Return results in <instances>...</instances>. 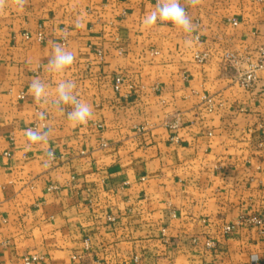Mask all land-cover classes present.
<instances>
[{
	"label": "crops",
	"instance_id": "crops-1",
	"mask_svg": "<svg viewBox=\"0 0 264 264\" xmlns=\"http://www.w3.org/2000/svg\"><path fill=\"white\" fill-rule=\"evenodd\" d=\"M157 2L9 0L0 11V264H264V224L223 233L243 215L264 220V79L245 88L223 59L236 52L245 69L257 58L264 0H180L190 37L145 27ZM57 43L75 56L63 73L48 68ZM202 50L212 58L200 64ZM34 78L48 103L30 94ZM65 80L93 110L86 125L52 104ZM41 111L48 142L29 146Z\"/></svg>",
	"mask_w": 264,
	"mask_h": 264
},
{
	"label": "clouds",
	"instance_id": "clouds-1",
	"mask_svg": "<svg viewBox=\"0 0 264 264\" xmlns=\"http://www.w3.org/2000/svg\"><path fill=\"white\" fill-rule=\"evenodd\" d=\"M9 0H0V11L4 10ZM14 3L20 9H23L27 0H14ZM187 3L195 7L200 3V0H187ZM170 23L177 29L181 30L186 36H191L196 30V25L189 18L185 8L181 5L180 0H158L155 9L144 17L143 23L145 27L151 28L157 23ZM76 27H82V24L77 21ZM191 43L189 39L187 41ZM75 62V56L71 51L61 44L53 45V53L48 62V68L55 73H63L69 69ZM76 85L73 81H61L56 87V97L52 101L54 107L64 111L61 106H71V111L67 112V119L72 123L73 127L86 125L93 115V110L89 104L80 101L74 93ZM29 92L37 103H48L47 85L39 78H34L29 86ZM39 119H46V113L41 111L38 113ZM25 136L31 144H39L48 142L50 136L49 131H40L33 128L25 130ZM53 152L48 151L49 159L53 158ZM253 259H258L254 256Z\"/></svg>",
	"mask_w": 264,
	"mask_h": 264
},
{
	"label": "built area",
	"instance_id": "built-area-1",
	"mask_svg": "<svg viewBox=\"0 0 264 264\" xmlns=\"http://www.w3.org/2000/svg\"><path fill=\"white\" fill-rule=\"evenodd\" d=\"M263 1V0H259ZM232 23L234 25H238L237 19H232ZM24 36L27 39H30L32 37L31 33L25 32ZM44 33L42 31H39L37 34V40L38 41H43L44 40ZM196 39L199 40V35L196 36ZM99 54L102 55V51L99 50ZM195 60L196 62L203 64L208 62L211 58L212 55L209 51L207 50H202V51H197L195 52ZM223 59L226 61L231 67L235 68L237 71L236 74V79L243 85L245 88H250L253 83L260 79V74L262 75L261 77L264 79V41L261 44V46L258 49L257 52V58L253 61L249 60L248 66L245 69H241V64L243 63L241 56L233 51H225L223 54ZM124 83V78L123 77H117L115 80V90L119 91L121 86ZM19 99H25V94L20 93L18 95ZM48 120V115H46V119L41 120L38 119L34 125L32 126L33 129H38L40 127H45L46 126V121ZM54 154V153H53ZM55 158V154L53 155V158ZM58 187L55 185L50 186V190H55ZM109 220L115 221V218L109 217ZM264 224V220L257 216V215H243L239 219H237L234 223L225 225L223 228V233L225 235H231L238 227L240 226H253V227H259L261 228ZM163 235L166 236V229H163ZM84 245L85 249L87 251L90 250L91 244H90V239L86 238L84 239ZM210 247L214 246V243L209 244ZM78 256H74V259H78ZM38 257H33V261H36ZM26 264H32V261L29 259L26 260Z\"/></svg>",
	"mask_w": 264,
	"mask_h": 264
}]
</instances>
